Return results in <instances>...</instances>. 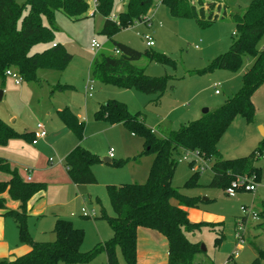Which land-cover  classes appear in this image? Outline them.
<instances>
[{
    "label": "rangeland",
    "instance_id": "374dc122",
    "mask_svg": "<svg viewBox=\"0 0 264 264\" xmlns=\"http://www.w3.org/2000/svg\"><path fill=\"white\" fill-rule=\"evenodd\" d=\"M158 1L154 0L155 6L141 23L116 32L112 38L142 53V58L133 65L142 69L145 75L165 80V91L158 102L154 101V96L91 78V65L95 58L101 54L117 56L109 39L99 34L103 18L97 14L90 16L94 9L93 0H86L88 13L78 20L56 12V31L51 40L36 44L29 51L30 54L40 53L59 44L72 56L64 70H38L35 82H24L19 78L20 85H15L10 77H0V120L15 132L29 135L27 138H10L0 145V158L7 160L22 180L30 176L33 178L31 182L46 185L42 200L35 202L32 199L34 214H30L26 222L33 241L54 240L52 228L56 216L83 230L81 252L92 250L96 244L112 237L107 222L98 219L101 207L108 216H114L106 187L143 184L147 179L153 154H145L143 139L121 124L111 125L95 120L94 113L99 105L109 100L123 103L130 114L143 115L145 127L162 138L169 131H178L181 126L200 120L205 115L203 110L214 111L240 89L242 75L252 64L249 57L242 59L241 67L235 72L214 70L199 73L214 58L229 50L235 34L230 18L226 16L202 28L193 19L171 16ZM198 1L205 10L207 3L214 1L225 5L227 13H241L253 0H192L196 9ZM18 2L21 3V0ZM125 3V0H113L110 17L123 12ZM26 12L27 9L23 10L22 15ZM42 23L48 26L44 17ZM17 27L20 28V19ZM144 36H151L153 47L145 46ZM92 40L99 45L98 49L90 48ZM263 46L264 37L257 48ZM148 54L160 55L163 60L150 59ZM88 84L93 87L88 92L91 98L85 91ZM252 101L255 109L253 122L249 124L241 117L233 119L217 144L221 159L245 157L264 139L260 133L264 132V83ZM65 108L84 124L81 137L72 133L59 119L57 111ZM37 124L42 125L46 136L32 144ZM76 146L98 158V162L90 167L95 178L93 185L75 188L62 167V159ZM110 149L113 165L103 161L108 158ZM176 160L172 187L185 197L195 198V210L202 214L199 221L193 222L202 223L199 230L185 234L187 240L203 247V251L193 257V263L251 264L257 252L264 249V215L260 214L264 212V187L258 186L252 192L238 189L229 196L226 190L209 186L212 179L210 168L215 162L213 158L199 159L189 152H179ZM192 160L195 162L190 167ZM258 166L262 167L260 181H263L264 160ZM195 172L198 173L186 185ZM7 179V175L0 174V181ZM237 180L232 179L229 187ZM7 201L6 198V204ZM243 207L249 213L239 229L237 223L243 217ZM81 209L93 210L94 215L81 217ZM252 214H257V217ZM220 233L221 242L215 246L214 240ZM237 235L242 237V241L237 239ZM229 257L231 262H227ZM116 258L119 264H124L118 249ZM105 263L106 257L102 253L90 264Z\"/></svg>",
    "mask_w": 264,
    "mask_h": 264
},
{
    "label": "trees",
    "instance_id": "16d2710c",
    "mask_svg": "<svg viewBox=\"0 0 264 264\" xmlns=\"http://www.w3.org/2000/svg\"><path fill=\"white\" fill-rule=\"evenodd\" d=\"M95 14L103 18L99 34L105 35L113 44L116 57L99 55L91 65V78L121 89H134L157 101L165 91V80L145 75L142 69L133 65L142 58V53L112 40L113 35L135 23H141L155 6L154 0H125V10L115 18L110 17L113 0H93ZM170 15L177 18H190L200 27H206L228 16L234 25L235 34L229 50L214 58L204 72L226 70L235 72L241 67L242 59L249 57L252 64L242 75L240 89L223 105L207 112L200 120L181 126L178 131H169L162 138L147 129L143 115L130 114L123 103L109 100L99 105L94 119L111 125L121 124L143 139L145 154H153L148 176L143 184L107 186L106 193L114 213L108 216L100 208L98 219L109 225L112 237L96 244L92 250L81 252L84 240L82 229L75 228L70 221L56 219L52 229L51 242L33 241L27 230V204L37 194L44 192V183L26 182L7 160L0 158V174L9 177L0 181V211L10 218L16 227L18 241L29 247V252L12 261L0 260V264H90L99 254H105V264H119L116 250L120 251L124 264L136 262V231L146 228L163 236L167 243L166 264H194L193 257L200 253L199 244L192 243L186 233L199 230L202 223H191L187 210L197 208V200L188 198L172 187V178L177 166L179 152L194 153L202 159H214L210 168L212 188L228 189L230 181L237 177H251L258 182L264 160V139L247 156L235 159H221L217 144L235 117L247 123L253 122L255 109L252 97L264 83V46L258 49L264 37V0H253L241 13H227L226 6L214 1L208 2L206 10L198 1V9L192 0H159ZM86 0H0V77L5 79L6 70L16 71L24 82H35L38 70L61 72L72 56L59 44H54L40 53L30 54L33 46L49 42L53 33L54 16L60 12L69 19L78 20L88 13ZM26 14L22 15L23 10ZM48 22L43 25L42 18ZM20 19V28L17 23ZM144 22V21H143ZM148 58L163 60L157 54ZM58 88H61L58 86ZM63 125L81 137L84 124L79 122L67 108L57 111ZM28 133L19 134L0 120V145L10 138H27ZM33 139H31L32 141ZM98 158L81 148L74 147L63 159V167L70 182L75 186H88L95 183L90 167ZM194 161L189 163L191 167ZM111 161L109 165H113ZM196 173L187 181L190 184ZM17 203L15 209H7L6 198ZM264 215V212L260 213ZM86 218V217H85ZM97 219V218H96ZM221 232V231H220ZM222 233L214 240L221 242ZM233 257V256H232ZM228 261H232L229 257ZM251 264H264V249L259 250Z\"/></svg>",
    "mask_w": 264,
    "mask_h": 264
},
{
    "label": "crops",
    "instance_id": "0c3cea01",
    "mask_svg": "<svg viewBox=\"0 0 264 264\" xmlns=\"http://www.w3.org/2000/svg\"><path fill=\"white\" fill-rule=\"evenodd\" d=\"M89 98H91V96ZM32 139H34V137ZM63 159L61 162L62 167H63ZM106 159H109V158H106ZM109 160L112 161L111 159ZM64 171H65V168H64ZM28 178H29V181H27ZM32 179L33 178H31L30 176H27L24 181L31 182ZM72 186H74L75 188L79 187L73 184ZM43 195H44V192H41L35 195L32 199H34L35 202H39L42 200ZM4 197L7 198L5 195ZM32 199L27 204L28 216H30V214H34L33 212L34 206L31 204ZM6 207L8 209H15L17 207V203L8 200ZM87 212H93L94 214L93 210H90ZM80 216L83 217L82 215ZM201 216L202 214L199 211H196L195 209L188 210L187 218L191 223L195 221H199ZM56 219H60V218L55 216L54 222ZM28 252H29V247L25 244H20L18 241L17 230H16L14 222L10 218L4 217L3 212L0 211V260L6 259L8 261H12L18 257L25 255ZM160 255L162 257L158 258ZM136 262L137 264H166L167 263V243H166L165 238L155 231H152L146 228H141V227L137 228V231H136Z\"/></svg>",
    "mask_w": 264,
    "mask_h": 264
},
{
    "label": "built area",
    "instance_id": "2783aa9c",
    "mask_svg": "<svg viewBox=\"0 0 264 264\" xmlns=\"http://www.w3.org/2000/svg\"><path fill=\"white\" fill-rule=\"evenodd\" d=\"M145 21H146V19H145ZM143 39H144V44H145V46L147 48L153 47V40H152L151 36H144ZM90 48L92 50H95V49H98L99 48V45L94 40H92L90 42ZM115 54H118V52H115ZM4 76L5 77H10L13 80V82H14L15 85H19L20 84V82L18 80L20 77L18 76V74H17L16 71L6 70L5 73H4ZM92 90H93V87L90 84H88L85 87L86 93L91 92ZM215 94H218L217 91H215ZM87 95H88V97L91 96L90 93H88ZM45 136H46V134H45V132L43 130L42 125L37 124L36 125V134L34 135V139L31 141V143L32 144H35L37 142V140L43 139ZM191 154L193 156H196L197 158L200 159V157L197 156L196 154H194V153H191ZM108 158L109 159H112L113 158V154H112V150L111 149L109 150ZM192 161H194V160H192ZM236 179H238V180L236 182H233L231 184V186L228 189H226V192H227V194L229 196H232L234 194V192L236 190H238V189H242V190L247 191V192H252V191H255L256 187H258V186L264 187V180L263 181L262 180L259 181L258 184L255 185V182H257V181H255V179L254 178H251V177L250 178L249 177H237ZM27 181H29V178L27 179ZM241 213H242L243 217L240 218V221L237 223V224H239L238 225V228L239 229L242 228V226L240 224H244L246 222V218H247L246 216L248 215L249 212L247 211V209L245 207H243L241 209ZM81 215L83 217H91L94 214H93V212H87L84 209H81ZM252 216L254 218H256L257 217V214L256 215L255 214H252ZM237 239H239V241H242V237H239L238 235H237ZM227 262H230V261H227ZM224 264H227V263L225 262Z\"/></svg>",
    "mask_w": 264,
    "mask_h": 264
},
{
    "label": "water",
    "instance_id": "95a60500",
    "mask_svg": "<svg viewBox=\"0 0 264 264\" xmlns=\"http://www.w3.org/2000/svg\"><path fill=\"white\" fill-rule=\"evenodd\" d=\"M1 96H2V92H0V99H1ZM207 112H208V110H203V114H206ZM259 129L262 130L261 128H259ZM260 133H261V137H264V132H263V130L260 131ZM103 161H104L106 164H110V162H111L109 159H106V158H104ZM199 250H200V251H203V247H199Z\"/></svg>",
    "mask_w": 264,
    "mask_h": 264
}]
</instances>
